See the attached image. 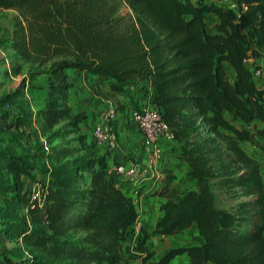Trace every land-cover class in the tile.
Here are the masks:
<instances>
[{
  "label": "trees",
  "instance_id": "1",
  "mask_svg": "<svg viewBox=\"0 0 264 264\" xmlns=\"http://www.w3.org/2000/svg\"><path fill=\"white\" fill-rule=\"evenodd\" d=\"M234 4L0 0V11L14 12L9 48L47 82L42 107L4 126L25 128L26 121L39 120L46 132L66 120L80 131L79 149L86 154L48 171L38 207L27 188L33 168L25 157L0 149V193L10 194L0 206V234L33 254L25 264H128L122 246L138 220L136 202L88 145L80 127L87 117L69 105L70 71L108 77L116 92L147 82L155 91L148 105L161 113L179 146L176 158L195 181L194 189L180 191L172 170L162 169L163 185L152 193L164 199L162 215L151 234L174 236L195 226L203 242L168 249L155 260L145 235L130 260L169 264L185 254L187 264H264V181L260 164L243 149L251 143L264 152V90L246 66L253 55L245 42L249 33L264 50V0ZM122 6L131 13L122 16ZM53 150L61 160L78 152Z\"/></svg>",
  "mask_w": 264,
  "mask_h": 264
},
{
  "label": "crops",
  "instance_id": "2",
  "mask_svg": "<svg viewBox=\"0 0 264 264\" xmlns=\"http://www.w3.org/2000/svg\"><path fill=\"white\" fill-rule=\"evenodd\" d=\"M198 4L204 0H185ZM206 4V3H205ZM70 80L73 88L69 95V105L73 112H83L86 120L80 125L86 135L87 143L94 149L97 156L103 157L107 168L116 175L119 166L134 167L136 177L125 178L116 176L118 182H124L129 195L136 202L139 214L136 224L129 230L126 241L122 246V255L128 264H141L139 259L130 260L136 253L133 248L139 239L149 235L146 245L154 253L153 259L158 260L163 252L171 248L199 245L203 238L195 226L174 236L151 234L158 219L162 215L160 206L164 199L152 195L153 191L163 185L162 169L172 170L174 176L173 187L183 191L195 188V181L188 175L189 167L176 158L179 149L174 140H161V155L150 163L142 133L130 118V113L137 108L148 106L154 97L155 91L145 81L123 85L122 92L112 91V80L108 77L88 75L83 72L70 71ZM108 110L116 112L112 133L117 139L116 146L109 149L107 146H96L90 137L92 127L100 122ZM40 181L46 184L47 175ZM28 189L30 184H28ZM187 255L174 257L169 264H187ZM124 264V263H121ZM212 264V263H210Z\"/></svg>",
  "mask_w": 264,
  "mask_h": 264
},
{
  "label": "rangeland",
  "instance_id": "3",
  "mask_svg": "<svg viewBox=\"0 0 264 264\" xmlns=\"http://www.w3.org/2000/svg\"><path fill=\"white\" fill-rule=\"evenodd\" d=\"M234 1L204 0L199 3L227 8L234 4ZM120 12L122 16L131 13L126 6H122ZM13 19V11H0V149H6L14 155L26 158L28 165L33 168L32 177L27 180L28 187V184L34 181H43V175H47L45 182L47 184L50 169H55L65 162L70 163V161L82 159L86 154L79 149L80 131L75 130L66 120L46 132L42 130L39 120L26 121L25 128L4 126L18 116L27 120L28 113L38 111L47 95L46 77L34 67L19 63L8 46ZM213 21L212 17L206 19L209 31H212ZM245 42L253 55L246 62V66L251 69L256 86L264 90V50L255 45V39L249 33L246 34ZM225 68L229 80L232 81L233 70L227 65ZM260 145L263 143L260 142ZM58 146L73 147L78 152L66 159H57L53 149ZM243 149L260 164V173L264 181V152L251 143H245ZM3 191L0 193V206L3 205V199L10 195ZM220 199V204L225 205L226 199L224 197ZM3 224L4 220L0 218V225ZM29 224L32 227L37 226L36 222L30 221ZM31 255L33 254L26 253L19 242L0 234V264H25ZM33 260L37 263L36 258Z\"/></svg>",
  "mask_w": 264,
  "mask_h": 264
},
{
  "label": "built area",
  "instance_id": "4",
  "mask_svg": "<svg viewBox=\"0 0 264 264\" xmlns=\"http://www.w3.org/2000/svg\"><path fill=\"white\" fill-rule=\"evenodd\" d=\"M228 8L234 9L236 6L232 4ZM115 116L116 112L114 110H108L103 115L102 120L92 127L90 137L95 145H105L109 149L116 146L117 139L112 133ZM130 118L143 135L149 162H155L162 152L161 140H173L172 132L163 121L159 110L150 105L138 110H133L130 113ZM136 174L137 171L134 167L126 168L124 166H119L116 169V175L120 177L134 178ZM44 185L45 184L40 181L30 183V196L33 201H36L38 207L42 206L47 193Z\"/></svg>",
  "mask_w": 264,
  "mask_h": 264
}]
</instances>
